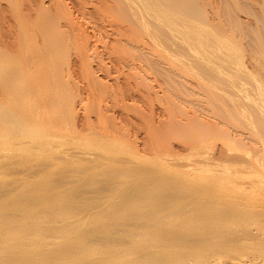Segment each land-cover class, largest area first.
<instances>
[{
	"label": "bare ground",
	"instance_id": "bare-ground-1",
	"mask_svg": "<svg viewBox=\"0 0 264 264\" xmlns=\"http://www.w3.org/2000/svg\"><path fill=\"white\" fill-rule=\"evenodd\" d=\"M48 1H36L35 6L28 2V19L20 1H8L20 7V12L14 10L23 16L12 11L15 15H3L0 23V161L4 164L16 156L38 161L29 171L34 172L30 178L32 173H26L27 178L20 174L21 186L13 181L11 188H19L9 194L15 195L0 196V264H194L204 242L190 236L191 232L209 226L210 230L197 233L209 235L213 229L233 224H256L257 231L246 227L242 234H232L227 242L216 245H239L247 239L264 248V194H231L247 188L236 179L238 173L258 166L256 175L264 176L259 153L238 152L253 139L226 122L234 110L260 107L254 97L264 98V87L234 82L248 77L255 67L232 72V54L224 49L225 45L239 48L247 39L255 54L264 53V0L254 1L259 10H251L248 0H213L214 4L206 0H75L83 13L92 12L88 22L73 15L67 0ZM89 4H93L90 11ZM7 8L13 10V6ZM242 11L251 12L246 13L253 16L252 25L239 19ZM98 41L111 64L130 69L126 82L120 79L122 74L116 75L125 73L120 67L112 78L110 63L102 55L94 65ZM254 66L264 72V58L259 57ZM101 71L107 80L100 77ZM152 74L177 87L194 82L201 90L200 98L205 97L200 83L211 85L213 103L206 101L212 114L206 120L207 116L200 118L195 112L193 118L171 100L179 115L191 116V122L172 114L158 123L150 103L147 112L137 104L135 111L140 114L143 109L146 117H141L148 125L139 148L131 118L115 109H130L134 103L128 106V99L136 101L141 96L143 101L148 96L149 102L155 95L150 92ZM256 80L263 83L264 77ZM140 82L148 90L141 89L144 94ZM189 87L183 94L190 96ZM194 91L193 96L198 92ZM237 92L247 95L248 102L236 103ZM170 102L164 108L172 106ZM240 121L246 122L245 130L250 128L247 118ZM163 122L170 135L181 137L196 127L208 138L220 136L224 146L190 168L175 152L172 158L165 157L170 153H164L162 143H152ZM152 145L158 149L162 145L163 151H152ZM7 165L6 171L12 167ZM214 166L220 169L213 171ZM1 168L0 180L5 181L8 171ZM210 189L228 194H211ZM64 194L90 196L71 199ZM13 212L25 214L28 221L13 224V217L6 216ZM116 228H121L118 246L104 247L97 242L101 239H92H111ZM197 264L211 263L198 257Z\"/></svg>",
	"mask_w": 264,
	"mask_h": 264
},
{
	"label": "rangeland",
	"instance_id": "rangeland-1",
	"mask_svg": "<svg viewBox=\"0 0 264 264\" xmlns=\"http://www.w3.org/2000/svg\"><path fill=\"white\" fill-rule=\"evenodd\" d=\"M11 1V0H0V4H1V6H0V13L1 12H4V11H6V12H4L0 17V23L2 24V21L4 20V17L5 18H8L7 16H8V13H9V17H10V15H15L16 14V12L19 10V12H20V10L23 12V9H24V16L27 14H29V13H26V9H28V7H26L28 4V2H30V4L29 5H32L31 3H33L32 1H35V0H31V1H29V0H16V2H19L20 1V4H22L23 6H25V8L23 7V6H21L20 4H18V5H20L21 6V9H19V8H17L16 9V7L14 8V2H13V4L12 3H9V2ZM12 1H15V0H12ZM36 1H38V3H39V0H36ZM35 1V3H33V6H35L36 4H37V2ZM46 1H48V0H44V3H47ZM50 1V0H49ZM48 1V2H49ZM78 1V0H77ZM77 1H75V0H67V3H69L68 5H69V7H70V9H71V7L74 9H72L73 10V12L75 13V14H73L74 16H76V17H78L79 19H82L83 21L84 20H86V22H88L87 20L89 19V17H92V12L90 13L89 11V8L90 9H92L91 7H93V6H91V5H93V4H89L88 5V12L90 13V14H85V13H83V8L81 9L79 6H80V4H78V2ZM202 1H205V0H202ZM208 1H211L213 4H214V1L213 0H206V3H210V2H208ZM218 1V0H217ZM217 1L215 2V4L217 3ZM254 1H257V0H248V2H250L249 3V6H250V4H251V7L252 8H250L251 10H253V8H256L257 10H259L260 8H259V6H257V4H256V2H254ZM260 0H258V2H259ZM8 2V3H7ZM42 2H43V0H42ZM7 3V4H6ZM24 3H26V4H24ZM253 3V4H252ZM260 3V2H259ZM258 3V4H259ZM10 4H12V5H10ZM48 4V3H47ZM2 5L4 6V7H2ZM208 5V4H207ZM211 5V4H210ZM7 6L8 7H12L13 6V10L11 9V8H7ZM16 6V5H15ZM255 6V7H254ZM2 7V8H1ZM18 7V6H17ZM82 7V6H81ZM210 7V6H209ZM208 7V8H209ZM4 8V9H3ZM6 9V10H5ZM17 10L16 12H15V10ZM3 10V11H2ZM10 10H11V13L12 14H10ZM29 10V9H28ZM12 11H14V13L12 12ZM19 12H17L18 13V15H21V13H19ZM27 12H29V11H27ZM241 12V11H240ZM239 12V19L240 20H244L245 22L244 23H246L247 24V22H248V26H250V24L252 25L253 24V22H254V19L253 18H251V16L252 15H248L246 12H248V13H251V12H249V11H242V13H240ZM254 12V11H253ZM259 12V11H258ZM6 14V15H5ZM79 14V15H78ZM87 16V18H86V16ZM253 14V13H252ZM4 15V17H2ZM25 16L27 19H28V16ZM21 16H23V14L21 15ZM253 17V16H252ZM3 18V19H2ZM86 18V19H85ZM242 18V19H241ZM29 19H30V17H29ZM246 19H247V21H246ZM242 20V21H243ZM252 22V23H251ZM90 23V22H89ZM0 24V25H1ZM91 24V23H90ZM103 40V39H102ZM99 42H101L102 43V41H98V48H97V50L99 51H97L99 54V57H98V55H96L97 57H94V59H93V63H95L94 65H97L100 61H99V59H100V56L101 57H103L104 58V60L106 61V62H109L108 60V55H106L105 54V51H103L104 49H102L103 48V43H102V46H101V44L99 43ZM224 49H226V51L227 52H229L230 54H232V58H233V61H234V64H233V66H232V70H234V71H232V72H237V71H239L240 69H243V68H248V69H252L253 67H255V69H254V71L248 76V77H246L247 79H249L250 81H248V80H246V78H243V79H236V80H234V82L235 81H237V80H241L243 83H246V82H254L255 84H256V87H255V89H259V88H263L264 87V82L263 83H259L257 80H256V78L257 77H260V76H263L264 77V72H263V69L262 68H260V67H256V66H254L257 62H259V57L260 58H264V53H261V54H255L254 52H253V50H252V47L249 45V43L247 42V39L246 40H244V41H242V44H239V48H237L235 45H232V46H227V45H225V47H224ZM200 51H202V50H200ZM102 52H104V53H102ZM95 60V61H94ZM99 61V62H98ZM111 62V61H110ZM109 62V63H110ZM240 63H243L244 65L242 66ZM111 67V70H110V68H108L110 71H111V74H112V78L113 77H115L114 76V74L116 73V71L115 70H118V68L120 67V65L118 64H116L117 65V67L115 68V62L113 63L112 62V64L110 63L109 64ZM113 65H115V66H113ZM258 66H261V65H259L258 64ZM109 67V66H108ZM114 67V68H113ZM122 68L120 67V70H121ZM128 68L126 67V68H124V71L123 70H121V71H123V72H125V73H116V75H119V74H122V75H120V79L121 80H123L124 79V76H126V73H128V71L130 70H127ZM114 70V71H113ZM126 70V71H125ZM120 71V72H121ZM130 72V71H129ZM132 72V71H131ZM185 72L186 73H189V74H192V72L189 70V69H186L185 70ZM100 73V77H104V78H106V80L108 79L107 77H105L106 76V72L104 73V72H99ZM114 73V74H113ZM154 74H156V73H154ZM154 74H152V78H153V81H150L151 83H150V92H151V94L153 95V93L155 94L153 97H155V98H153V97H151V98H153V99H151V98H149L150 100H149V102H148V96H145L147 99L145 100V101H143L142 100V98L141 97H138V100H136V101H134V100H130V99H128V102H129V104H127L128 106H130L132 103H134V104H132L131 105V108L132 109H134V106L136 107L137 106V104H138V108H139V106H142V108L143 109H145V111L147 110V106H148V104L150 103V106H152V111H153V113L155 112V114H153V117L155 116V121L156 120H158V121H156V122H160L161 120L160 119H162V120H165L166 121V119H169L170 117H171V115L172 114H174V115H177L176 117H178V118H180V121H184L185 119H184V117H185V115H183V114H185V113H188L189 115H191L192 117L194 116V113L196 112L197 113V115L199 114L200 116V118H204V117H206L208 114L209 115H211L212 113H208L209 111H207V108L209 107L208 106V104H207V101L209 102V103H213L212 102V100L214 99V90H213V87L211 86V85H209V84H207L206 82H204L203 80V83H200V85H201V88H202V93L205 95V97H203L202 98V96H201V98L199 97L200 96V94H201V90L200 89H198L199 87H197L195 84H194V82L193 81H196L195 79H192L191 78V76H189L188 77V79L190 80V81H192L193 83H190V82H187L186 84H184L186 87H188V86H190L191 88H193L192 87V85H195L194 87L195 88H193V89H191L190 87V91L188 90V92H189V94H190V96L189 95H187V94H183V93H186L187 92V88H185V86H179V87H177L176 85H170L169 83H167L166 84V82H162V80H165L164 78H162V76H157L156 78H155V76H154ZM159 74V73H158ZM157 74V75H158ZM159 75H162V74H159ZM199 78V77H198ZM156 79V80H155ZM152 80V79H151ZM155 80V81H154ZM160 83H159V82ZM122 82H126V79H124ZM153 83V84H152ZM165 83V84H164ZM162 84V86L160 87V85ZM190 84V85H189ZM192 84V85H191ZM140 85V86H139ZM142 85H144V84H142ZM141 85V82H140V84H138V87H140V92H142V94H144L145 92H143L142 90L144 89V91L145 90H147V89H145L146 88V86H143V88L141 87L142 86ZM153 85H154V87H153ZM164 85V86H163ZM188 85V86H187ZM151 86H152V88H151ZM173 86H176L177 88H175V87H173ZM132 87V86H131ZM145 87V88H144ZM156 87V88H155ZM163 87V89L161 90L160 88H162ZM182 87V88H181ZM133 88H136V87H133ZM148 88V87H147ZM164 88H165V90H164ZM178 88H181L182 90H184V91H182L181 90V92L179 91L180 89H178ZM185 88V89H184ZM188 88V89H189ZM197 88V89H196ZM132 89V88H131ZM142 89V90H141ZM154 89V90H153ZM160 89V90H159ZM194 89L195 90H197L198 92L196 93V94H194L195 96H193L192 94L193 93H195V91H194ZM137 90H138V88H137ZM200 90V91H199ZM148 91V90H147ZM155 91V92H154ZM165 91V92H164ZM186 91V92H185ZM165 93V94H164ZM237 94L240 96L239 98H237V100H236V103L237 102H239L240 100H241V102L242 103H247L248 102V100L249 99H247L246 98V96L247 95H245V94H243V93H238L237 92ZM192 95V96H191ZM199 95V96H198ZM203 95V96H204ZM160 98V100L157 98ZM140 98H141V101H140ZM156 98H157V100H156ZM169 98V99H168ZM254 98H256V99H258L259 100V103H260V107H249L248 109H245V111L244 112H240V111H235L234 110V113L231 115V117L230 118H228L227 120H226V122L228 123V125L229 126H231V127H233L235 130L236 129H238V130H243V131H245L248 135H250V137L253 139L252 141H250L249 143H247L248 145V147L247 148H243L242 146H240V150H238V152H244L245 153V155L246 156H252V155H254L255 153H259V160L260 161H258V164L262 167L261 169H262V174H264V98H258V97H254ZM144 99V98H143ZM206 99H207V101H206ZM173 102H175V105H177V104H179L178 105V107H179V111H181L182 112V110H184V112L181 114V116L179 115L180 113H179V111L178 110H176L177 108H175L174 107V105H172V101ZM139 101V102H138ZM170 102V105H172V106H169L168 107V109L170 108V107H172L171 109H174L175 108V110H173V111H175V113L173 112V113H171V109H169V113H167V112H164V110H166L167 108V106L169 105V103H168V105L166 104V102ZM128 102H126V103H128ZM135 102H136V104H135ZM146 102V103H145ZM154 102H155V107H153V104H154ZM145 103V104H144ZM148 103V104H147ZM153 103V104H152ZM147 104V105H146ZM174 104V103H173ZM219 104L221 105V101H219ZM261 104H263L262 106H261ZM164 105L166 106L165 108H164ZM119 107V108H118ZM115 110H118L117 112H119V110H120V112H121V114L123 115V114H125V113H127L130 117H128L127 116V114H125L126 115V118H131V119H127L128 121H129V123L131 124L130 125V127L132 126V128L134 129V131H136V133L138 134V137L140 138V140L139 139H137L136 137H137V135L135 134V132H134V134L136 135V139L138 140L137 141V143H138V146H139V148H141V146H142V141L143 140H141V138L143 139V137L144 136H146V134L144 133V130H146L147 131V129H148V125L147 124H145V123H147L146 122V120H145V118H144V120H142V117L141 116H143V114H141V113H143V109H142V112L139 114L137 111H135V109H134V112H136V115H135V113L134 112H130L131 111V108L129 109L128 107L127 108H124L123 109V107L122 106H118ZM126 107V106H125ZM137 107H136V110H137ZM147 107V108H146ZM174 107V108H173ZM182 107V108H181ZM153 108H155V109H153ZM181 108V109H180ZM184 108V109H183ZM140 109V108H139ZM138 109V110H139ZM149 109V108H148ZM157 109V110H156ZM168 109L166 110V111H168ZM125 111V112H124ZM127 111V112H126ZM133 111V110H132ZM144 111V112H145ZM256 111V112H255ZM139 112H140V110H139ZM147 112V111H146ZM145 112V113H146ZM134 113V114H133ZM144 113V114H145ZM165 113V114H164ZM167 113V114H166ZM131 114V115H130ZM133 114V115H132ZM139 114V115H138ZM147 114V113H146ZM164 114V115H163ZM135 115V116H134ZM160 115V116H159ZM166 115H167V118H166ZM187 115V114H186ZM189 115H187V119H186V122H187V124H189L191 121L189 120V118L191 117H189ZM196 114H195V117L197 116ZM132 116V117H131ZM139 116H140V118H139ZM145 117H146V115H144ZM143 116V117H144ZM125 117V116H124ZM134 117V118H133ZM182 117V118H181ZM133 118V119H132ZM163 118H165V119H163ZM194 118V117H193ZM192 118V119H193ZM208 116L206 117V118H204V119H206V120H209L210 118H208ZM242 118H247L248 119V121H249V123H250V128L248 129L247 128V130H245V124H246V122L245 121H240ZM154 119V118H153ZM191 119V120H192ZM134 120V121H133ZM141 120V121H140ZM176 120H179V119H177L176 118ZM187 120H189L190 122L188 123V121ZM143 121V122H142ZM179 121V122H180ZM133 124H132V123ZM141 122L143 123V124H141ZM185 122V121H184ZM165 123H167V122H163V125L165 124ZM157 124V123H156ZM143 125V126H142ZM147 125V126H146ZM160 124H157V126H159ZM162 126V125H161ZM160 126V127H161ZM166 125H164V127L162 126L161 128L162 129H158V131H160L161 130V132H157L156 131V139H154L156 142H152V143H156L157 144V142H159V144H161L162 143V145H163V150L165 151L164 153L166 154L167 152H169L170 154H166V156L165 157H167L168 159L169 158H172L173 156H172V154L175 152V154L178 156V155H180V157H181V160L183 159V161H184V163L186 162L189 166H190V168H194V167H198L199 166V164H200V159H202V157H204V156H207V155H213L214 153L216 154V153H219V152H217L218 150H220L219 148H221L222 146H224V142H222L221 140H219V138L218 137H220V136H218L217 138H212V137H210V138H208L204 133H202L200 130H198V128H196V127H191L190 128V130L186 133L185 132V135L184 134H182V136L181 137H178V136H176V135H174L173 136V134L172 135H170V133H169V130L170 129H168L167 127H165ZM190 126V125H189ZM139 127H143V131H142V129H140ZM147 128V129H145V128ZM158 128V127H157ZM165 128V129H164ZM166 128L168 129V130H166ZM164 129V130H163ZM166 130V131H165ZM165 131V132H164ZM144 133V134H143ZM158 134V135H157ZM161 134V135H160ZM141 135V136H140ZM155 135V134H154ZM185 137H184V136ZM143 136V137H142ZM174 137V138H173ZM161 138V139H160ZM163 138V139H162ZM169 138V139H168ZM177 138H179V139H177ZM184 138V139H183ZM213 139H215V140H213ZM163 141H165V142H163ZM151 142V141H150ZM155 144V145H156ZM162 145H159V149H158V146H153L152 145V148H151V150L153 151H155V152H162L163 150H162ZM168 148H167V147ZM157 148V149H156ZM157 150H159V151H157ZM160 150H162V151H160ZM169 150V151H168ZM147 151H148V149H147ZM151 151V152H152ZM149 152H150V150H149ZM150 152V153H151ZM178 152V153H177ZM232 153V152H231ZM174 154V155H175ZM217 156V155H216ZM13 158V159H12ZM12 158H10V159H6V161L4 160V164L6 163V164H9L10 166H12V167H9V169H7V171H8V173H6V174H8V176H6L5 178V181H4V179H2V180H0V182L1 183H3V182H5V183H3V185L5 184L6 186H4V188H2L3 187V185L1 186L0 185V196H5V197H8V196H11V195H15V194H9L10 192L12 193V191L13 190H16L17 188H19V187H17V186H15V187H17V188H15V187H12L13 188V190H12V188H11V186H13L15 183H16V185H17V183H18V185L19 186H21L22 185V181H23V177L22 176H25V174L27 173V174H29V173H32V174H30V175H28L27 176V174H26V176L27 177H31L32 175H33V173L34 172H29V171H31V170H33V168H34V166H33V164L35 163V162H38V161H34V162H31V161H33V160H31L30 161V159H28V160H25L24 158H21L20 156H16V157H12ZM175 158V157H174ZM25 160V162L27 161L28 163H27V165H26V163L24 162V160L23 161H21V160ZM27 159V158H26ZM9 160V161H8ZM172 160H174V159H172ZM180 160V161H181ZM1 161H3V160H1ZM1 161H0V163H1ZM30 161V162H29ZM11 163V164H10ZM13 163V164H12ZM4 164H3V162L1 163V166H2V168H1V170L3 171V170H5L6 171V164H5V166H4ZM30 164H32V165H30ZM9 165H7V168H8V166ZM28 165H30L31 167H32V169H31V167L29 168V166ZM35 165V164H34ZM37 165V164H36ZM0 166V167H1ZM15 166V167H14ZM5 167V168H4ZM37 167H38V165H37ZM35 168H36V166H35ZM38 168H40V167H38ZM187 169L189 168V167H186ZM189 168V169H190ZM258 168V166L255 168V169H253V170H250V171H243V172H240V173H238L237 174V176H236V179L238 180V182H240V183H242V184H245V186H247V188H241V189H237V190H234L231 194H253V195H257V194H264V182L262 181V180H264V176L263 175H256V169ZM13 169V170H12ZM218 169H220V167H217V166H214L213 167V171H217ZM11 170V171H10ZM6 171V172H7ZM15 171H17V173H15ZM21 172V173H18V172ZM28 171V172H27ZM34 171V170H33ZM35 171H37V168L35 169ZM15 175H14V174ZM23 173H24V175H23ZM11 174H13V175H11ZM16 174L17 175H19L20 176V174L22 175V176H18L20 179H16V178H18V177H16ZM9 176H10V178H9ZM25 176V177H26ZM22 177V178H21ZM24 177V178H25ZM26 177V178H27ZM11 179V181L9 180V179ZM25 178V179H26ZM203 178H205V177H203ZM22 179V181L20 182V180ZM3 181V182H2ZM13 181H15V183L13 182ZM9 182L11 183V182H13V184L11 185V184H9ZM202 182V181H201ZM21 183V184H20ZM8 185V186H7ZM201 185V184H200ZM10 186V187H9ZM202 186H206L203 182H202ZM15 188V189H14ZM10 190H12V191H10ZM9 191V192H8ZM8 194H7V193ZM15 193V192H14ZM210 193L211 194H228L227 192H225V191H213V190H211L210 189ZM64 195H68V197L69 198H71V199H76V198H81V197H88V196H90V194H64ZM6 216H8V217H13V224H15V223H17L18 221H28V216H26L25 214H23V213H17V212H13V213H8ZM56 226H61L60 224H56ZM246 227H249V229H251V230H255V231H257L255 228L257 227V225L256 224H250V225H243V226H238V225H235V224H233L232 226H229V227H221V228H216V229H213L211 232H210V234L209 235H199V234H197L199 231V233L201 234V231H205V230H210L211 229V227H209V226H202L199 230H195V231H193V232H191V234H190V236H195V237H199L203 242H204V244L202 245V248H201V252H202V254L200 255V256H198V257H206L207 258V261L208 262H210L211 264H216V262H214V261H217V262H221V264H250V261L252 260V262H253V264H264V248L259 244V243H257L256 241H253V240H247V239H242L241 241V243L239 244V245H236V244H230V243H227V244H225V246L224 245H222V246H220V245H216L217 243H225V242H227L228 241V237L230 236V235H232V234H242L244 231H245V229H246ZM120 230H121V228H116L115 230H114V232H113V234H112V238L110 239V237H105V236H98V237H96V238H92V239H101L100 241H97L99 244H102V245H105L104 247H108V244H114L115 246H118V243L119 242H117L118 241V239H119V234H120ZM127 240H125V242H126ZM215 246H219V247H215ZM198 257H196L195 259H194V261H193V263L194 264H197V258ZM256 260V261H255ZM219 262V263H220ZM192 264V263H191Z\"/></svg>",
	"mask_w": 264,
	"mask_h": 264
}]
</instances>
